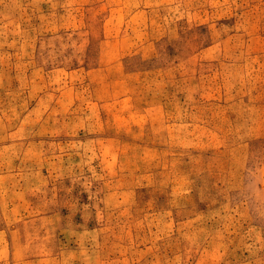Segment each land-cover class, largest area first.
<instances>
[{
  "label": "rangeland",
  "instance_id": "1",
  "mask_svg": "<svg viewBox=\"0 0 264 264\" xmlns=\"http://www.w3.org/2000/svg\"><path fill=\"white\" fill-rule=\"evenodd\" d=\"M0 264H264V0H0Z\"/></svg>",
  "mask_w": 264,
  "mask_h": 264
}]
</instances>
